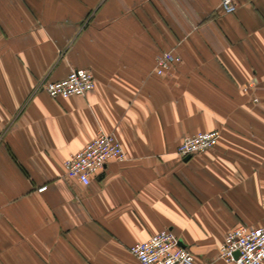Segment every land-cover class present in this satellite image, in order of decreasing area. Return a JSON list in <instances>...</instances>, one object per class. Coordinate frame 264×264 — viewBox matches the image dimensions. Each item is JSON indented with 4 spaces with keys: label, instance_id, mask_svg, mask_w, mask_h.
<instances>
[{
    "label": "crops",
    "instance_id": "0c3cea01",
    "mask_svg": "<svg viewBox=\"0 0 264 264\" xmlns=\"http://www.w3.org/2000/svg\"><path fill=\"white\" fill-rule=\"evenodd\" d=\"M236 2L0 0V264H142L130 247L164 229L196 264H231L226 233L264 223V0ZM165 51L182 60L158 75ZM76 67L86 95L39 89ZM213 129L216 147L177 153ZM100 131L128 159L68 178Z\"/></svg>",
    "mask_w": 264,
    "mask_h": 264
},
{
    "label": "built area",
    "instance_id": "2783aa9c",
    "mask_svg": "<svg viewBox=\"0 0 264 264\" xmlns=\"http://www.w3.org/2000/svg\"><path fill=\"white\" fill-rule=\"evenodd\" d=\"M220 7L223 13L231 14L237 10V2L220 0ZM181 60V55L173 51L161 53L156 58V74L164 75ZM95 86V75L89 69L76 67L63 79L40 83L39 89L53 98H69L84 96ZM220 134L218 129H213L186 135L177 153L181 157H188L212 149L217 146ZM127 159L128 155L117 135L100 131L82 150L65 160V174L83 185H89L109 161L123 162ZM47 188L44 185L38 190L43 192ZM130 249L142 264H196L194 253L169 229L133 244ZM219 257L231 264H262L264 223L259 226L238 225L230 229L219 248Z\"/></svg>",
    "mask_w": 264,
    "mask_h": 264
},
{
    "label": "water",
    "instance_id": "95a60500",
    "mask_svg": "<svg viewBox=\"0 0 264 264\" xmlns=\"http://www.w3.org/2000/svg\"><path fill=\"white\" fill-rule=\"evenodd\" d=\"M190 156L187 157V159L189 158Z\"/></svg>",
    "mask_w": 264,
    "mask_h": 264
}]
</instances>
